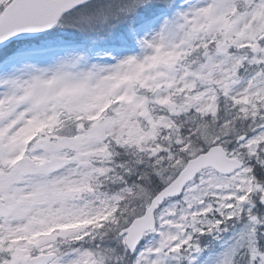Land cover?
Masks as SVG:
<instances>
[{"label":"snow or ice","instance_id":"1","mask_svg":"<svg viewBox=\"0 0 264 264\" xmlns=\"http://www.w3.org/2000/svg\"><path fill=\"white\" fill-rule=\"evenodd\" d=\"M0 264H264V0H0Z\"/></svg>","mask_w":264,"mask_h":264}]
</instances>
